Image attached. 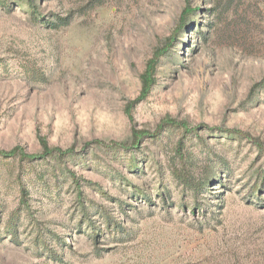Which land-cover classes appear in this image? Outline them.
I'll return each mask as SVG.
<instances>
[{
  "label": "rangeland",
  "instance_id": "obj_1",
  "mask_svg": "<svg viewBox=\"0 0 264 264\" xmlns=\"http://www.w3.org/2000/svg\"><path fill=\"white\" fill-rule=\"evenodd\" d=\"M26 1L0 0V150L76 153L0 155V264H264V0ZM168 117L183 157L181 129L132 146Z\"/></svg>",
  "mask_w": 264,
  "mask_h": 264
},
{
  "label": "trees",
  "instance_id": "obj_2",
  "mask_svg": "<svg viewBox=\"0 0 264 264\" xmlns=\"http://www.w3.org/2000/svg\"><path fill=\"white\" fill-rule=\"evenodd\" d=\"M1 1H3V0H1ZM26 4L28 5L30 10L32 11V17L34 19H38L36 16L37 9H36V6L34 4V1L28 0V1H26ZM193 11H194V9L189 7V5L184 9V12H183L181 19H180V22H179V25L176 28L173 35L169 37L167 44L165 46H163L162 48L157 49L155 51L153 57L148 61L146 70L144 71V73L141 76L142 90H141L139 96L132 102L131 105H134L138 102L143 101L150 94V91H151L153 85L156 83L155 82L156 81L155 80V74H156V66L159 62V58L173 45V43L177 39L179 33L186 27L188 17ZM55 18H56V22L58 21L57 23L54 21H51V20L47 21V23L51 24L53 27H58L59 25H67L70 22V17L62 18V17H58V15H56ZM262 83H264V81ZM128 110L130 111V107H128ZM171 128L181 129L183 131V136H182V139L180 140V142L178 143V151H177L178 154L180 155V157H183V149L185 147L184 138L187 136V134L193 132L196 128H190L184 122L178 121V120L171 118V117L163 119L158 124V126L156 127V129L153 132L144 131V130L134 132V142H133L132 146L136 147L139 144V142L142 140V138H146V137L158 138L163 134L164 131L171 129ZM227 131L230 133L239 134L242 137H246L245 134L241 131H237V130H227ZM41 141H42V144L44 146V152L41 154H28L25 151H23L22 149L17 147V148L10 150V151L0 150V155L4 156V157L19 156L23 160L25 159L27 161H33V160L45 158L47 156L48 157L68 156V157L72 158V157H74V155L76 153L72 148L63 150L59 147H49L47 145V142L43 138H41ZM252 141H254L260 149L264 150V144L261 143L258 139H252ZM104 146H107L109 149H113V150H120V149L126 150V149H130V147H131V146H127L126 144L115 142V141H112L110 144L104 145ZM136 168H138V167L135 166L134 169H136ZM135 171L138 172V170H135ZM175 175H176V178L180 182H182L187 188H190L191 190H193L196 193L199 191L200 184L197 182L196 179H194L190 175V173L184 171V172L176 173ZM71 179L76 186L79 201L81 203H83V206H85L83 198H82L83 193L81 191L80 178H78L75 174H72ZM84 181L89 185H93L91 180L85 179ZM25 194L26 193L24 192V195ZM23 199L25 200V198H23ZM110 223L111 222L109 221V224ZM54 259L58 262H62L63 264H68V263L64 262L61 257H55Z\"/></svg>",
  "mask_w": 264,
  "mask_h": 264
}]
</instances>
